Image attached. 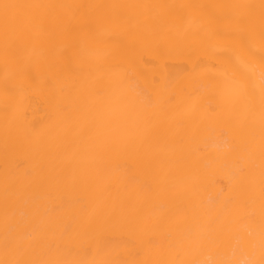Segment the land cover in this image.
I'll return each mask as SVG.
<instances>
[{
  "label": "bare ground",
  "instance_id": "obj_1",
  "mask_svg": "<svg viewBox=\"0 0 264 264\" xmlns=\"http://www.w3.org/2000/svg\"><path fill=\"white\" fill-rule=\"evenodd\" d=\"M0 264H264V0H0Z\"/></svg>",
  "mask_w": 264,
  "mask_h": 264
}]
</instances>
